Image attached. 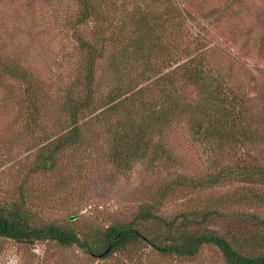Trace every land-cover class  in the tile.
Returning a JSON list of instances; mask_svg holds the SVG:
<instances>
[{
  "label": "trees",
  "instance_id": "16d2710c",
  "mask_svg": "<svg viewBox=\"0 0 264 264\" xmlns=\"http://www.w3.org/2000/svg\"><path fill=\"white\" fill-rule=\"evenodd\" d=\"M39 1L42 23L70 51L69 64L48 77L28 57L0 50V102L13 116L7 128L16 129L0 150L23 146L32 157L28 177L52 173L60 156L83 142L88 125L100 129L120 176L169 171L176 161L167 141L184 129L204 171H174L129 221L90 234L42 220L21 186L16 199L0 201V239L92 256L110 247L105 258L142 249L139 264L149 251L191 259L213 247L223 264H264V218L252 213L264 210V74L249 94L209 63L203 31L189 26L197 18L229 21L242 13L243 0H186L192 11L176 0ZM228 186L239 192L213 195ZM174 197L182 209L169 214L165 205ZM225 218L247 224L246 232L234 238L209 229Z\"/></svg>",
  "mask_w": 264,
  "mask_h": 264
},
{
  "label": "rangeland",
  "instance_id": "374dc122",
  "mask_svg": "<svg viewBox=\"0 0 264 264\" xmlns=\"http://www.w3.org/2000/svg\"><path fill=\"white\" fill-rule=\"evenodd\" d=\"M176 1L183 9H189L186 0ZM242 2V13L229 21L212 23L197 18L189 26L192 32L203 31L210 51L209 63L253 95L254 88L261 86L264 74V43L257 45L260 42L255 40L256 36L264 37V0ZM43 13L44 6L39 0L33 3L0 0V50L6 49L11 59L28 57L32 65L38 63L35 68L55 78L69 64L71 54L61 47L58 36L48 32L42 23ZM0 92L4 91L0 89ZM4 106L0 102V141L13 136L16 130L13 126L7 128L12 125L13 116H9ZM167 143L176 161L174 169L139 170L122 176L112 168L108 146L100 129L94 126H84L83 142L61 155L52 173L28 177L31 155L23 146L6 145L0 150V201L16 199L19 188L24 186L30 197L29 207L42 220L83 234L104 231L129 221L138 203L155 198V192L172 178L174 171L190 176L204 171L202 160L184 129L176 130ZM234 191L239 192L230 186L222 187L213 191V195ZM182 204L181 198L174 197L166 203L165 211L174 214L182 209ZM252 213L264 218V210ZM246 225L225 218L211 224L209 229L240 238L246 232L243 231ZM142 252L136 249L99 258L76 247L64 249L48 242L30 246L0 239V264H139ZM141 264H223V260L215 248L204 247L191 259L162 258L149 251Z\"/></svg>",
  "mask_w": 264,
  "mask_h": 264
},
{
  "label": "water",
  "instance_id": "95a60500",
  "mask_svg": "<svg viewBox=\"0 0 264 264\" xmlns=\"http://www.w3.org/2000/svg\"><path fill=\"white\" fill-rule=\"evenodd\" d=\"M110 251V247L103 253H101L100 255H98L99 258H103L104 256H106L108 254V252Z\"/></svg>",
  "mask_w": 264,
  "mask_h": 264
}]
</instances>
